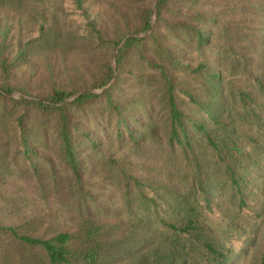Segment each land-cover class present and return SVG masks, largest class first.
<instances>
[{"label":"rangeland","instance_id":"1","mask_svg":"<svg viewBox=\"0 0 264 264\" xmlns=\"http://www.w3.org/2000/svg\"><path fill=\"white\" fill-rule=\"evenodd\" d=\"M155 2L83 0L80 7L76 0H0V84L10 83L15 98L25 92L45 97L55 87L102 89L91 86L106 60L117 69L114 41L141 29V10H153ZM85 19L106 43L87 35ZM153 19V31H138L146 34L143 45L127 55L108 87L116 85L112 106L105 96L82 108L68 106L77 126L80 179L61 151L59 117L0 97V264H52L43 247L21 241L6 227L42 238L73 233L69 248H97L94 264H209L200 242L205 236L231 253L233 264L260 263L264 0H169L160 18L156 5ZM40 35L61 38L51 46L39 44ZM30 40L32 53L5 75L1 61H11ZM201 63L216 76L195 72ZM162 68L187 120L205 123L221 152L192 127L187 152L170 145ZM24 111L29 155L17 129ZM118 111L129 126L122 139ZM230 139L244 150L236 166L248 181L244 206L220 159ZM190 217L199 230L176 232L167 225L186 226Z\"/></svg>","mask_w":264,"mask_h":264},{"label":"trees","instance_id":"2","mask_svg":"<svg viewBox=\"0 0 264 264\" xmlns=\"http://www.w3.org/2000/svg\"><path fill=\"white\" fill-rule=\"evenodd\" d=\"M169 0H158L157 3V16L160 18L161 12L168 3ZM77 5L81 7L83 0H76ZM84 14V13H83ZM153 10L152 7H145L141 10L139 15L141 20V29L132 30L133 33L138 31L147 32L151 29V20H152ZM88 20V19H85ZM87 27V35L91 36L93 40L101 42L100 44L106 43L107 41L102 37V32L95 27V25L91 21H86ZM155 32L152 33L151 37L154 38ZM126 35V34H125ZM119 37L116 41H114L115 48L121 42L123 37ZM88 36V37H89ZM61 35H40L37 38L39 44L56 46L59 44V40ZM146 38L143 37H129L122 47L119 49L115 60L117 63V69L121 70L123 68L125 59L127 55L143 45V42ZM33 41V40H32ZM32 41H27L26 44L21 47L17 54L11 61H7V59H3L1 61V69L5 75H8L12 68H16L20 66L23 62H25L28 56L32 53ZM195 72H199L205 70L211 76H216L213 71L208 69L207 65L201 63L197 68L193 69ZM163 77L168 85L167 88V106L169 110V129H168V139L170 145L178 144L185 152L186 147L190 145V131L191 127L196 131L204 132L209 136L210 143L215 146L221 152V150L215 145L212 137L209 134L207 129V125L198 120H187V115L180 108L179 103L175 96V85L173 83L172 77L168 74V72L162 68ZM115 77V70L111 65L110 60H106L102 67L99 76L95 79V82L91 86V88H101L106 86L108 83L112 81ZM114 86H116L114 84ZM113 86V87H114ZM113 87L108 88L104 91L103 94H96L94 92L84 91L76 96L75 99L69 105H63L66 99L73 96L78 90H68L64 87H55L53 91L45 96L38 98L27 97L34 96L30 93H23L20 98H15L10 96L14 92V87L10 83L0 84V97L10 99L14 104L23 105L25 107L33 106L35 109L39 110L43 115L56 114L59 117V128H58V139L59 145L62 153L65 156V159L73 171L74 175L80 179L81 178V166L77 156V148H76V139H75V131L77 130V126L75 122L72 120L71 114H69L68 106L74 105L78 108H82L85 105L93 102L96 98L105 96L108 98L110 105L112 106V98H111V90ZM241 95H248L247 93H241ZM10 96V97H8ZM191 97V96H190ZM194 101H196L193 97H191ZM197 102V101H196ZM61 104V105H60ZM118 137L122 139L123 128L129 126L127 125L126 119L124 118L121 111H118ZM28 119L27 111H24L20 116L17 117V129L20 134V143L24 148V151L29 155L33 150L28 138L27 134V126L26 121ZM190 124V125H189ZM131 132V131H130ZM93 146H95V142H92ZM244 150L236 139H230L227 143V154L225 157L220 155V159L223 160L226 164L227 176L230 184L233 187V191L238 193L241 197L240 204L244 206L246 204L245 199V187L248 184L247 178L237 169V164L239 163V157L243 155ZM139 184V183H138ZM193 214V211L192 213ZM195 220L193 217L188 219V224L186 226H178L176 224L167 223L168 227L173 231L180 232L185 231L189 232L191 228H194L196 231L200 228L195 224ZM0 228H3L0 224ZM6 230L10 231L21 241L30 244V245H38L43 247L49 256L52 264H66L72 262H84L85 264H94L97 262L99 258V253L96 249H71L69 248V243L73 239V233L70 232H59L56 235L50 238H42V237H34L29 235H21L17 232L14 227H6ZM201 245L205 252L210 257L209 264H233V258L231 253L224 252L220 250L210 239V237L205 236L201 238ZM264 264V254L261 256L260 263Z\"/></svg>","mask_w":264,"mask_h":264},{"label":"water","instance_id":"3","mask_svg":"<svg viewBox=\"0 0 264 264\" xmlns=\"http://www.w3.org/2000/svg\"><path fill=\"white\" fill-rule=\"evenodd\" d=\"M157 1L155 2V5L153 7V11L155 12L156 11V5H157ZM154 25H155V20L153 19L152 20V28L150 29V31L146 34H149L153 31L154 29ZM146 34H143V33H139V32H136V33H129L127 34L123 39L122 41L119 43L116 51H115V55L117 54V52L119 51L120 47H122V45L125 43V41L129 38V37H141V36H145ZM114 70H115V78L117 76V69H116V66H114ZM115 78L112 80V82H110L108 85H106L105 87H103L102 89L100 90H95V89H82L80 91H77L73 96L72 98H75L76 96H78L80 93L84 92V91H89V92H94V93H99V92H103L105 91L106 88H108L114 81H115ZM10 95H16V93L14 94H10Z\"/></svg>","mask_w":264,"mask_h":264}]
</instances>
